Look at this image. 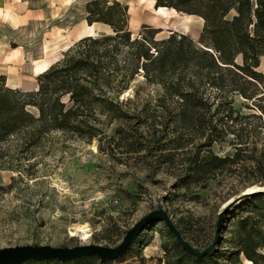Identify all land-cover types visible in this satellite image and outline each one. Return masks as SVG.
<instances>
[{"label": "trees", "instance_id": "obj_1", "mask_svg": "<svg viewBox=\"0 0 264 264\" xmlns=\"http://www.w3.org/2000/svg\"><path fill=\"white\" fill-rule=\"evenodd\" d=\"M152 1L155 9H173L201 19L198 40L177 32L158 40L160 29L148 25L133 35L127 5L118 0H87L82 19L88 26L108 27L109 33L83 36L74 42L62 58L38 75L34 91L9 88L5 76L0 75V165L13 152L29 160L52 133L100 141L112 124H131L133 117L143 116L149 122L133 124L152 129L146 143L158 147L154 152H164V146L176 152L168 151L162 157L177 171V188H204L217 176H233L240 170L245 171L244 185L264 184V144L260 145L264 73L258 71L264 57V0ZM137 77L143 83L133 88L131 98L120 100ZM145 86L160 91L153 103L141 102ZM236 99L249 114L234 107ZM160 116L163 120L156 121ZM130 140L131 146L138 142ZM222 144L231 148L230 155L215 153L214 147ZM262 204L264 193H257L245 197L238 207L240 212L250 211L234 226V251L229 258H234L233 262L219 263L216 246L208 254L194 256L167 230L175 256L165 264H236L239 255L250 264H259L264 260L256 254L259 248L264 249ZM113 262L88 256L64 263L44 260L23 264Z\"/></svg>", "mask_w": 264, "mask_h": 264}, {"label": "rangeland", "instance_id": "obj_2", "mask_svg": "<svg viewBox=\"0 0 264 264\" xmlns=\"http://www.w3.org/2000/svg\"><path fill=\"white\" fill-rule=\"evenodd\" d=\"M19 1H26L33 10L44 8L46 17L21 25L13 23L10 12L19 11L14 8ZM86 1L0 0V75L5 76L9 88L24 92L36 90L37 77L42 73L37 70L39 65H52L85 35L110 32L104 25L88 26L82 19ZM171 16L173 31L160 30L156 39L177 32L198 40L203 25L201 19L176 12ZM258 71L264 73V57L260 58ZM142 83V78L137 77L120 100L131 98L133 88ZM159 94L157 88L145 86L141 102L153 103ZM242 103L236 99L234 107L249 114L241 109ZM155 119L163 120L161 116ZM145 120L143 116H135L131 124L114 123L106 129V138L100 141L87 142L52 133L34 149L29 160L13 152V156L0 165L3 187L0 191V250L16 247L71 249L85 245L116 248L145 216L159 211L178 228L184 241L198 251L213 243L218 230L215 257H221L219 263L233 262L234 258H229L234 251L231 249L234 226L237 219L250 210L240 212L241 204L227 211L222 209L225 202L248 188L264 184L244 185L241 179L245 171L240 170L233 176L223 173L204 188H177V171L164 163L162 157L168 151L176 152H172L170 146H164L162 153L154 152L158 147L146 143L152 129L133 124ZM124 137L129 139L127 143H121ZM261 138L260 145L264 144V128ZM130 139L138 142L131 146ZM214 151L220 156L232 152L225 144L216 145ZM259 208L263 213L264 204ZM144 228L135 238L132 249L110 264H165L167 258H174L175 252L171 249L174 243L164 224L152 222ZM256 254L264 258V249L259 248ZM263 261L260 259L259 264ZM236 264L250 263L239 255Z\"/></svg>", "mask_w": 264, "mask_h": 264}, {"label": "water", "instance_id": "obj_3", "mask_svg": "<svg viewBox=\"0 0 264 264\" xmlns=\"http://www.w3.org/2000/svg\"><path fill=\"white\" fill-rule=\"evenodd\" d=\"M260 191V190H259ZM254 191L250 193H242L241 195L228 201L223 211H227L232 207H237L244 201L245 197H252L257 193H264ZM152 222H162L168 231L174 236L176 242L188 253L201 257L210 253L218 243V230H216V237L206 249L202 252L195 251L187 242L184 241L179 231L170 223L167 216L162 212H154L145 216L133 229H131L122 242L116 248H106L95 245L78 246L71 249H55L49 247H16L0 250V264H23L27 261H44L57 260L61 263L72 261L83 257L94 256L104 261H115L123 256L131 247L134 239L139 233Z\"/></svg>", "mask_w": 264, "mask_h": 264}, {"label": "crops", "instance_id": "obj_4", "mask_svg": "<svg viewBox=\"0 0 264 264\" xmlns=\"http://www.w3.org/2000/svg\"><path fill=\"white\" fill-rule=\"evenodd\" d=\"M129 7L130 21H129V30L133 34L135 31H139L142 25H148L155 29L173 31L170 28L172 25L170 22L168 24H162L161 20L157 15V9L154 7V2L152 0H118ZM12 5V4H11ZM13 6V5H12ZM15 9H19L18 12H10L11 21L19 25L25 24L29 20L42 19L44 16V8H38L37 10L31 9L26 1H19V4L15 3ZM167 11L169 9L166 8ZM169 34V33H168ZM93 34H88L92 36ZM136 35V34H133ZM87 36V35H85ZM80 39V38H79ZM15 51V49H12ZM49 63L47 66H50Z\"/></svg>", "mask_w": 264, "mask_h": 264}, {"label": "bare ground", "instance_id": "obj_5", "mask_svg": "<svg viewBox=\"0 0 264 264\" xmlns=\"http://www.w3.org/2000/svg\"><path fill=\"white\" fill-rule=\"evenodd\" d=\"M157 15L159 17V19L161 20V22H163L162 24H168V22H170L172 20V14H175V11L173 9H169V11L166 10V8H158L157 9ZM183 26H185V24H183ZM187 29V27H186ZM47 63H44L42 65H39L37 69L39 72H44L47 69ZM264 191V186H252L250 188H248L246 191H244V193H250V192H254V191ZM230 201V200H229ZM227 202H225L226 204ZM224 204V205H225ZM86 238V237H85Z\"/></svg>", "mask_w": 264, "mask_h": 264}]
</instances>
